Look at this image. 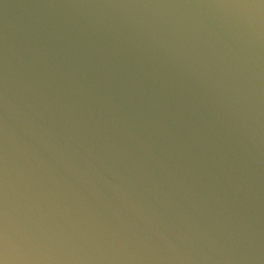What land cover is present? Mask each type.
I'll return each instance as SVG.
<instances>
[{"label":"water","instance_id":"water-1","mask_svg":"<svg viewBox=\"0 0 264 264\" xmlns=\"http://www.w3.org/2000/svg\"><path fill=\"white\" fill-rule=\"evenodd\" d=\"M0 264H264V0H0Z\"/></svg>","mask_w":264,"mask_h":264}]
</instances>
